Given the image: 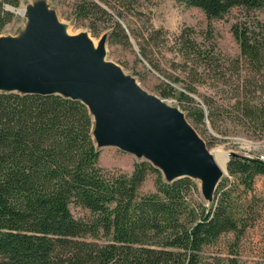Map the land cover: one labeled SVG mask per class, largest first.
I'll return each instance as SVG.
<instances>
[{
  "label": "trees",
  "instance_id": "trees-1",
  "mask_svg": "<svg viewBox=\"0 0 264 264\" xmlns=\"http://www.w3.org/2000/svg\"><path fill=\"white\" fill-rule=\"evenodd\" d=\"M175 1L198 7L208 20L221 19L233 8L264 9V0ZM18 4L0 0V29L14 14L7 6ZM74 16L93 35L104 34L110 45L130 46L135 37L115 0H79ZM104 22L109 31L102 32L99 23ZM251 22L231 25L240 58L230 65L239 71L243 63L246 74L230 84L226 62L215 53L211 26L200 40L189 26L173 35L174 56L189 81L178 89L173 83L180 78L169 77L159 91L163 98H175L194 126L208 119L215 128L217 109L230 108L264 137V99L243 94L251 86L264 93V21ZM142 38L169 39L162 27ZM138 45L160 70L146 47ZM208 78L234 84L235 94L220 105L202 96L201 105L193 94ZM98 157L92 116L82 101L0 90V264H235L233 256L216 257L208 248L226 233L237 240L258 211L248 194L255 177L264 176V157L233 153L228 176L219 180L207 206L198 200L190 176L167 180L148 160L135 162L130 172L104 169ZM151 174L153 189L141 191ZM72 207L85 213L76 216ZM100 236L105 241H98ZM235 249L230 245L231 254Z\"/></svg>",
  "mask_w": 264,
  "mask_h": 264
},
{
  "label": "rangeland",
  "instance_id": "rangeland-1",
  "mask_svg": "<svg viewBox=\"0 0 264 264\" xmlns=\"http://www.w3.org/2000/svg\"><path fill=\"white\" fill-rule=\"evenodd\" d=\"M79 0H19L18 6L14 7L13 17L1 29L0 36L21 35L29 21V15L25 14H45L66 35H78L84 32V37L90 38V46L95 47L100 41V35H93L90 28L78 21L74 16V5ZM122 6L124 22L133 29L135 37L131 35L130 46L117 44L110 45L106 42V59L116 63L124 72L130 76L144 91L160 98L169 107L179 109L186 121L195 129L200 138L204 141L211 153L218 150L226 157L230 152L247 156H264V137H259V130L251 123L242 119L233 109H218L215 116L213 128L208 119L203 123L194 126L192 120L182 110L178 101L173 97H162L160 94L161 81H170L169 77L178 76L180 81L173 83L178 89L182 88L184 82L189 81L181 70L179 59L174 56L172 47V37L185 26L192 27L202 39L209 26L212 28V41L217 44L216 56L226 62L227 73L225 79L227 83H233L238 75L243 77L246 74V66L241 63V69L231 67L230 61L240 58V47L236 41L231 25L236 22L252 23L254 18L264 21V9L246 11L243 8H233L221 19L208 20L201 9L194 6H186L175 0H115ZM8 7V6H7ZM23 9V13L17 11ZM102 32L109 31L108 25L99 23ZM106 26V27H104ZM162 27L166 31L168 40L162 38L157 40H147L142 35L152 28ZM141 43L146 47L148 58L159 65L160 70L152 67L150 62L139 53ZM243 66V67H242ZM250 78V77H249ZM250 80V79H249ZM234 85V84H233ZM232 86L222 85L221 81L207 79L197 85V92L194 97L201 101L202 96H210L217 104H223L232 95L235 89ZM251 91L243 93L247 97L254 99H264V93L254 91V87H248ZM221 109V108H219ZM97 125L92 116V138L96 148L99 150L98 165L104 169H116L123 172H130L133 164L140 160H146L143 152L123 151L111 145H100L96 136ZM228 176V172L222 174L221 178ZM197 185L198 200L206 206L210 204L213 194L204 193L202 179L200 175H191ZM220 178V179H221ZM154 175H149L141 186V191L153 189ZM258 202V211L245 228L242 235L236 240L232 233H226L219 237L215 245L208 248L216 257L228 258L233 256L235 264H264V176L258 175L253 182V190L248 194ZM73 213L83 215L84 210L72 207ZM98 241H105L104 236H100ZM235 242V243H234ZM235 244V253H230V245ZM208 252V253H209Z\"/></svg>",
  "mask_w": 264,
  "mask_h": 264
},
{
  "label": "water",
  "instance_id": "water-1",
  "mask_svg": "<svg viewBox=\"0 0 264 264\" xmlns=\"http://www.w3.org/2000/svg\"><path fill=\"white\" fill-rule=\"evenodd\" d=\"M25 14L29 21L21 35L0 36V90L78 99L96 121L100 145L143 152L167 180L200 175L204 193H214L227 162L221 171L179 109L106 59L104 34L92 47L84 32L66 35L45 14Z\"/></svg>",
  "mask_w": 264,
  "mask_h": 264
},
{
  "label": "bare ground",
  "instance_id": "bare-ground-1",
  "mask_svg": "<svg viewBox=\"0 0 264 264\" xmlns=\"http://www.w3.org/2000/svg\"><path fill=\"white\" fill-rule=\"evenodd\" d=\"M17 11L19 13H23V9L18 8ZM88 42H91V39L87 37ZM214 162L216 163V165L220 168L221 171H223L225 169V165L227 162V157L225 154H222L220 151L216 150L212 153Z\"/></svg>",
  "mask_w": 264,
  "mask_h": 264
},
{
  "label": "built area",
  "instance_id": "built-area-1",
  "mask_svg": "<svg viewBox=\"0 0 264 264\" xmlns=\"http://www.w3.org/2000/svg\"><path fill=\"white\" fill-rule=\"evenodd\" d=\"M260 157L263 158L264 156L261 155Z\"/></svg>",
  "mask_w": 264,
  "mask_h": 264
}]
</instances>
